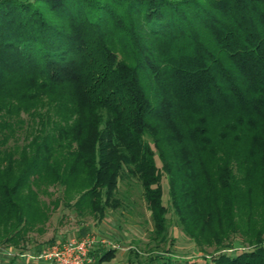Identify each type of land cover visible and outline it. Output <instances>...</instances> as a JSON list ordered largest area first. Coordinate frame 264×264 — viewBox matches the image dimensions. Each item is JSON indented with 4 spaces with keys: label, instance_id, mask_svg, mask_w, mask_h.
<instances>
[{
    "label": "trees",
    "instance_id": "trees-1",
    "mask_svg": "<svg viewBox=\"0 0 264 264\" xmlns=\"http://www.w3.org/2000/svg\"><path fill=\"white\" fill-rule=\"evenodd\" d=\"M124 180L152 224L125 264H264V0H0V244L49 188L98 223Z\"/></svg>",
    "mask_w": 264,
    "mask_h": 264
},
{
    "label": "rangeland",
    "instance_id": "rangeland-1",
    "mask_svg": "<svg viewBox=\"0 0 264 264\" xmlns=\"http://www.w3.org/2000/svg\"><path fill=\"white\" fill-rule=\"evenodd\" d=\"M155 163L159 165L156 158ZM161 189V202L166 205L164 177L161 179ZM47 192L50 195H39V197L49 209L48 221L39 227L40 229L27 232L26 241L23 243L20 242L16 246L0 244V264H33L35 258L39 259L41 250L51 244L86 235L94 239L90 252L101 249L114 250V254L109 259L98 263L88 256L89 264H125L129 249L144 251L151 245L148 238L152 224L145 209L141 189L135 181L124 180L118 184V207L114 210L107 209L104 218L98 223L91 216H75L74 212L64 209L60 201L53 207L52 202L59 197V190L49 188ZM166 217L167 236L172 241L163 248L184 259L199 256L201 253H198L190 240L182 234L175 217L170 212ZM212 253V248L205 250V256Z\"/></svg>",
    "mask_w": 264,
    "mask_h": 264
},
{
    "label": "built area",
    "instance_id": "built-area-1",
    "mask_svg": "<svg viewBox=\"0 0 264 264\" xmlns=\"http://www.w3.org/2000/svg\"><path fill=\"white\" fill-rule=\"evenodd\" d=\"M93 244L89 235L53 243L41 250L39 259L46 264H89L88 251Z\"/></svg>",
    "mask_w": 264,
    "mask_h": 264
},
{
    "label": "crops",
    "instance_id": "crops-1",
    "mask_svg": "<svg viewBox=\"0 0 264 264\" xmlns=\"http://www.w3.org/2000/svg\"><path fill=\"white\" fill-rule=\"evenodd\" d=\"M25 254V253H24ZM24 255H22V257H23ZM30 257V256H29ZM26 259V258H25ZM27 259H29V258H27ZM35 260L36 261H34V262H32L33 264H46V263H44L42 260H40V259H37V258H35Z\"/></svg>",
    "mask_w": 264,
    "mask_h": 264
}]
</instances>
